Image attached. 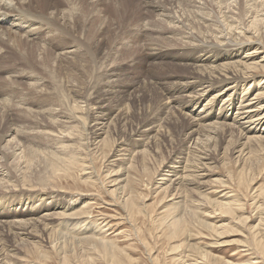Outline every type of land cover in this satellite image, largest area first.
Masks as SVG:
<instances>
[{
	"label": "rangeland",
	"instance_id": "rangeland-1",
	"mask_svg": "<svg viewBox=\"0 0 264 264\" xmlns=\"http://www.w3.org/2000/svg\"><path fill=\"white\" fill-rule=\"evenodd\" d=\"M21 1L30 7L25 9L34 12L50 6L61 9L66 34L50 28L38 32L33 40L25 38L24 33L17 40L13 34L11 46L0 40V135L14 131L5 143H0V264H210L199 256L204 250L218 258L220 264H264V256L249 230L254 220L243 227L237 219L242 214L254 216L251 196H257L264 188V154L257 149L252 156L237 158L229 143L246 141L239 140L238 129H234V134L228 131L223 138L215 135V130L191 136L183 113L201 120L206 116H201V109L218 89L209 90L201 101L187 106L182 101L192 99L201 88H195L192 94L173 90L191 78V67H196L204 51L213 45L233 44L237 39L245 42L242 36L246 35L263 46L264 0ZM149 1L154 3L148 5ZM155 3L157 9L162 7L160 12L154 8ZM189 39L199 43L202 40L204 44H193ZM245 55L234 60H211L215 68L237 62ZM255 55L263 57L264 49ZM263 59L258 60L264 63ZM248 74H255V83L246 85L250 88L248 96L253 98L258 89L264 92V71ZM230 86L228 83L222 89ZM246 92L239 90L234 101L237 107ZM175 99L180 104L175 105ZM223 102L214 104L209 122H218V118L223 122V114L214 118ZM166 105L174 107L168 109ZM180 106L183 111L177 110ZM237 107L228 109V115L235 117ZM101 108L107 114V128L105 136L97 139L94 133H101L102 125L97 127L96 121L101 117ZM202 121L209 123L207 119ZM143 122L147 127L142 126ZM107 137L106 145L98 143ZM204 158L210 162L207 172L199 168L200 163L206 162ZM195 165L198 169L192 173ZM173 166L181 172L178 180L183 170L188 171L183 174L186 182L169 176L173 175ZM201 174L203 194L217 201L234 196L247 202V210L231 215L209 207L203 209L196 189L199 183H195V176ZM168 177L175 184H165ZM179 212L185 230L171 238L167 222ZM47 214L65 217H55L46 228V222L37 226L39 231L37 227L33 229L34 237L26 235L27 225L23 228L17 224L21 219L28 222ZM202 222L211 224L217 233H212L211 227L209 232Z\"/></svg>",
	"mask_w": 264,
	"mask_h": 264
},
{
	"label": "bare ground",
	"instance_id": "bare-ground-1",
	"mask_svg": "<svg viewBox=\"0 0 264 264\" xmlns=\"http://www.w3.org/2000/svg\"><path fill=\"white\" fill-rule=\"evenodd\" d=\"M46 1V0H45ZM153 1V0H152ZM147 2V4L149 5V3L151 4H153L154 2ZM40 2H41V0H40ZM201 3V2H200ZM28 4V3H27ZM31 4H33V3H31ZM204 4V3H203ZM249 4V3H248ZM44 5L45 6H48V3L47 2H44ZM158 5H160V4H158ZM206 5V4H205ZM27 6H29V5H27ZM200 6H201V4H200ZM203 6V5H202ZM201 6V7H202ZM252 6V5H251ZM156 7V10L157 11H159V9L160 8H162V7H159V9H157L158 8V6H156V3H155V6H154V8ZM205 6H203L202 8H204ZM207 7V6H206ZM25 8H27V7H25L24 6V3L22 4V1L21 0H0V40H2V43H8L9 44V42H10V40H12V39H14L13 37H12V39L10 38V36L11 35H13L14 34V36H15V38L17 39V38H20V37H23L22 35H24V37L25 38H28V40L31 38H33V36H35L38 32H40V31H43V30H46V29H55V31H56V29L59 31V33H62L63 31H64V34H66L65 33V30H63V28L64 27H62V23H61V20H63L62 19V17H64L63 16V11L61 10V9H59L58 7H55V6H50V7H47V9L45 10V11H42V12H39V11H37V12H34V11H31V10H27V9H29V8H27V9H25ZM197 8L199 9V7L197 6ZM196 8V9H197ZM202 8L200 9V10H202ZM156 10H154V11H156ZM162 9H160V11H161ZM204 10V9H203ZM206 10V9H205ZM72 11V10H71ZM159 11V12H160ZM68 12V11H67ZM74 12V11H73ZM165 12V11H164ZM199 11L197 10V13H198ZM203 12V11H202ZM71 13V12H70ZM163 13V12H162ZM166 13V12H165ZM200 13V12H199ZM208 13V12H207ZM71 14H73V13H71ZM158 14H160V13H158ZM196 14V13H195ZM202 14V13H201ZM206 13H204V15H205ZM211 14L212 13H210L209 15V17H211ZM161 15V14H160ZM163 15H166V14H164L163 13ZM163 15H161L162 16V18H164V16ZM168 15H170V14H168ZM196 15H198V14H196ZM200 15V14H199ZM199 15H198V17H197V19L199 18V19H201L200 17H199ZM203 14H202V16H204ZM213 15H215V13L213 14ZM72 16V15H71ZM216 16V15H215ZM160 17V16H159ZM169 17V16H168ZM168 17H166V18H168ZM226 17V16H225ZM229 17V16H228ZM256 17V16H255ZM66 18V17H65ZM70 18V17H69ZM170 18V17H169ZM206 18H208V17H206ZM212 18V17H211ZM227 18V17H226ZM225 18V19H226ZM231 18H233L234 19V17H231ZM258 18V17H257ZM67 19V18H66ZM171 19H174L173 17L171 18ZM196 19V18H195ZM213 19H214V16H213ZM213 19H211L210 20V18H209V20L211 21V23L212 22H214V21H212ZM232 19V20H233ZM253 19H256V18H253ZM252 19V20H253ZM264 19V18H263ZM263 19L261 20L262 22H263ZM65 20V19H64ZM68 20V19H67ZM177 20H178V18H177ZM203 20V19H202ZM207 20V19H206ZM205 20V21H206ZM208 20V21H209ZM216 20V19H215ZM228 20H229V18H228ZM231 20V19H230ZM229 20V21H230ZM234 20H236V19H234ZM240 20V18L238 19V21ZM251 20V21H252ZM164 21V20H163ZM168 21V20H167ZM170 21V20H169ZM204 21V22H205ZM209 21V22H210ZM226 21V20H225ZM228 21V22H229ZM237 21V20H236ZM64 22V21H63ZM65 22H66V20H65ZM64 22V23H65ZM175 22V21H174ZM218 22V21H217ZM227 22V23H228ZM242 22V21H241ZM240 22V23H241ZM63 23V24H64ZM173 23V22H172ZM215 23V22H214ZM234 23V22H233ZM250 23V22H249ZM253 23V22H252ZM175 24V23H174ZM217 24V23H216ZM243 24V23H242ZM251 24V23H250ZM264 24V23H263ZM253 25V24H252ZM209 26V25H208ZM208 26H207V28H208ZM215 25H213V27H214ZM232 26V25H231ZM238 26H241L240 24L238 25L237 24V27ZM246 26V25H245ZM260 26V25H259ZM182 28L184 27V26H181ZM236 27V26H235ZM236 27V28H237ZM217 28H218V25H217ZM231 28V27H230ZM233 28V27H232ZM248 28V27H247ZM246 28V29H247ZM253 28V27H252ZM52 29V30H53ZM179 29V28H178ZM183 29H185V27L183 28ZM209 29V28H208ZM215 29V28H214ZM213 28H212V31L214 30ZM241 29H242V27H241ZM259 29H260V32H261V28L259 27L258 28V31H259ZM186 30V29H185ZM217 30H219V29H217ZM221 30V29H220ZM237 30H239L238 28H237ZM245 30V29H244ZM256 30V29H255ZM54 31V30H53ZM53 31H51V32H53ZM61 31V32H60ZM192 31V30H191ZM228 31V30H227ZM241 31V30H240ZM183 32H184V30H183ZM221 32V31H220ZM232 32H235V31H233L232 30ZM244 32H246V31H244ZM24 33V34H23ZM41 33V32H40ZM187 33V32H186ZM190 33V31L188 32V34ZM216 33V32H215ZM222 33V32H221ZM221 33H220V35H221ZM248 33V32H247ZM51 34V33H50ZM184 34V33H183ZM192 34V33H191ZM195 34V33H194ZM211 34H213L214 35V32L213 33H211ZM242 34V33H241ZM49 35V34H48ZM54 35H55V33H54ZM53 35V36H54ZM57 35H59V34H57L56 33V35L55 36H57ZM185 35V34H184ZM200 35V34H199ZM203 35V34H202ZM206 35V34H205ZM209 35V34H208ZM219 35V34H218ZM218 35H217V38H218ZM229 35V34H228ZM232 34H230V36H231ZM239 35H240V33H239ZM244 35H245V33H244ZM252 35V34H251ZM263 35H264V33H263ZM52 36V37H53ZM193 36V35H192ZM191 36V38H193ZM196 36V35H195ZM222 36V35H221ZM220 36V38H222ZM226 36V35H225ZM248 36V35H247ZM37 37V36H36ZM44 37V36H43ZM48 37V36H47ZM51 37V36H50ZM184 38H185V36H183ZM183 37H182V39H183ZM197 37H199L200 38V36H197ZM204 37V36H203ZM207 38H208V36H206ZM211 37V36H210ZM214 37H215V35H214ZM213 37V38H214ZM236 37H238V34H237V36ZM243 37V39H245L246 41L245 42H240V40H239V42H237V40H236V43H233V44H229V42H228V44H221L220 46H217V44H216V46H214L213 44H211V46L210 47H212V45H213V47L212 48H209V49H206L204 52H205V54H204V56H203V58H201V59H199V61L197 62V64H196V67H191V68H193L194 70H193V73L194 74H196L195 76H193L192 74V76H193V78H192V76H191V78H188L187 79V77H186V79H185V77H184V79L186 80V81H184V82H182V84H180L179 82H177V84L178 85H180V87L178 88H173V90H175L174 92L176 93V92H180L181 94L183 93V92H188V93H194V89L195 88H197V87H199V88H201V90H199L197 93L195 92L194 93V95L192 96L193 98L192 99H189V98H191V97H189L188 99L189 100H184V101H182V104H184L183 106H187L188 104H190V103H194V102H198V101H201V99L203 98V97H205V94L209 91V90H213V89H218V91H217V93H215L213 96H212V98L210 99V100H208V102H207V104L201 109V116L202 115H205L206 114V116H203L202 117V119L201 120H199V119H196V118H189L188 116H190V115H186L185 113H183V115H182V113H181V115L184 117V118H186V119H188V121H189V123H188V126H187V129L188 130H190V131H192L190 134H191V136H193V134L195 133V134H197L198 136H199V134L201 133V131H203V132H206V131H208V132H211V130L213 131V130H215L216 132H214V134L215 135H218V137H220V138H223L224 136H226L227 134H228V131H231V134H234V131H236V133H237V130H234V129H238L239 130V132H238V136H239V140H246L245 142H237V140L236 141H233V142H230L229 143V147L230 148H232V150H234V153L233 154H235V155H238L237 156V158H241L242 156L244 157V155L245 156H252L253 154V151H258L257 149H259V151H262V153L264 154V92H261V89H258L257 91H259L257 94H255L254 95V97L252 98V95H249L248 96V93H249V90H250V88H248L247 89V87H246V85H248V83L249 84H251L252 82H254L255 81V74L254 75H250V74H253V73H250V74H248L249 72H253L254 70L255 71H257V70H262V71H264V63H262L261 61H259L258 59H263V57H258V56H256L255 54H258V51L259 50H261V49H264V45L263 46H261V43H259L258 41L257 42H255V40L253 39V37L252 36H250V37H246V35H245V38H244V36H242ZM256 37H257V35H256ZM45 38V37H44ZM231 38V37H230ZM258 38V37H257ZM21 39V38H20ZM19 39V40H20ZM35 39V38H34ZM188 39V38H187ZM198 39V38H197ZM215 39H216V37H215ZM228 39V38H227ZM236 39V38H235ZM18 40V39H17ZM27 40V41H28ZM33 40V39H32ZM189 40H191V39H189ZM205 39H203V41H204ZM207 40V39H206ZM205 40V41H206ZM226 40V39H225ZM233 40V39H232ZM14 41V40H13ZM13 41H12V43H13ZM16 41V40H15ZM14 41V42H15ZM25 41V40H24ZM45 41V40H44ZM48 41V40H47ZM192 41V40H191ZM217 41V40H216ZM219 41V40H218ZM218 41H217V43H218ZM193 42V44H195V42H197L198 44H204V43H202V40H201V42L199 43V40L198 41H192ZM191 42V43H192ZM207 42V41H206ZM206 42H205V44H206ZM211 42H212V40H211ZM213 42H215V41H213ZM220 42V41H219ZM225 42V41H224ZM233 42H234V40H233ZM30 43V42H29ZM44 43V42H43ZM209 43V42H208ZM208 43H207V45H208ZM216 43V42H215ZM232 43V42H231ZM264 43V42H263ZM13 44H15L16 45V42L15 43H13ZM46 44V43H45ZM50 44V43H49ZM52 44V43H51ZM192 44V45H193ZM12 44H9V45H7V46H11ZM15 45H13V46H15ZM182 45V44H181ZM185 45V44H184ZM191 45V44H190ZM197 45V44H196ZM12 46V47H13ZM188 46H189V43L187 44V46H185V47H187L186 48V50L188 49ZM193 46H195V45H193ZM192 46V47H193ZM200 46V45H199ZM201 46H203V45H201ZM205 46V45H204ZM17 47V46H16ZM46 47V46H45ZM47 47H49V45L47 46ZM72 47V46H71ZM76 47V46H75ZM184 47V46H183ZM191 47V48H192ZM196 47H198V45L196 46ZM206 47V46H205ZM178 48V47H177ZM191 48H189V49H191ZM200 48V47H199ZM204 47H202V50H204L203 49ZM6 49H7V47H6ZM68 49V48H67ZM76 49V48H75ZM197 49V48H196ZM12 50V49H11ZM15 50V49H14ZM13 50V51H14ZM17 50V49H16ZM70 50H72V49H70ZM77 50V49H76ZM185 50V49H184ZM185 50V51H186ZM193 50V49H192ZM183 51V50H182ZM191 51V50H190ZM190 51H188V53L190 52ZM193 51H195V50H193ZM193 51H191V52H193ZM197 51V50H196ZM201 51V49L199 50L198 49V52H200ZM69 52V51H68ZM67 51H66V53H68ZM73 52H74V50H73ZM165 52V51H164ZM190 52V53H191ZM15 53V52H14ZM72 52H70V53H68V54H71ZM181 53V52H180ZM189 53V54H190ZM196 54H197V52H195ZM242 53H246V55H245V57H243V58H245V59H243V58H241V60H239V61H233L234 63H232L231 62V64H225V65H222V66H218V67H215L214 68V65H216V64H213L214 63V60H213V62H211L212 60H211V58H214V57H218V59L220 58V60H222V59H235V58H238L239 56H240V54H242ZM178 54V53H177ZM184 54V53H183ZM185 54H187V52H185ZM189 54H187V56L189 55ZM201 54V53H200ZM63 55L65 56V53H63ZM75 55V54H74ZM74 55H72V56H74ZM169 55V54H168ZM69 56V55H68ZM72 56H70V57H72ZM151 56V55H150ZM180 56V55H179ZM199 56V55H198ZM66 57V56H65ZM65 57H64V59H65ZM166 57V56H165ZM63 58V57H62ZM68 59H70L69 57H67ZM74 58V57H73ZM183 58V57H182ZM175 59H177V58H175ZM174 59V60H175ZM189 59V58H188ZM191 59V58H190ZM193 59V58H192ZM197 59V58H196ZM218 59H216V61L218 60ZM65 60H67V59H65ZM186 60V59H185ZM264 60V59H263ZM194 61V60H193ZM196 61V60H195ZM229 62H230V60H229ZM184 65V64H183ZM187 65H189V64H187ZM192 65V64H191ZM195 65V64H194ZM208 65H209V67H208ZM211 65V66H210ZM217 65H219V64H217ZM193 66V65H192ZM187 70V69H186ZM189 71V70H188ZM191 72V71H190ZM30 74V73H29ZM181 75V74H180ZM184 75H187V74H184ZM189 75V74H188ZM187 75V76H188ZM183 76V75H182ZM181 77V76H180ZM182 78V77H181ZM257 78V77H256ZM183 79V78H182ZM171 83H173V82H171ZM231 84V86L229 87V88H227L226 90H223L222 88H223V85H226V84ZM255 83V82H254ZM170 84V83H169ZM176 84V83H175ZM165 85V84H164ZM174 85V84H173ZM172 85V86H173ZM177 85V86H178ZM233 85V86H232ZM169 86V85H168ZM167 86V87H168ZM176 85H174L173 87H175ZM250 87V86H249ZM171 88V87H170ZM252 88V87H251ZM168 89V88H167ZM172 89V88H171ZM240 89H242L243 90V92H245V91H247L246 93H244V97H242L241 98V100L238 102L239 103V107H237L236 106V104H234L236 101V99L237 98H235V97H237L238 96V92H239V90ZM247 89V90H246ZM165 90V89H164ZM224 91H226L225 93H224ZM216 92V91H215ZM164 94L166 93V91L165 92H163ZM173 93V92H172ZM167 94L168 95H170V92H167ZM221 95V96H220ZM173 96V95H172ZM243 96V95H242ZM171 97V96H170ZM188 97V96H187ZM224 97H226V98H224ZM95 98V97H94ZM93 98V99H94ZM99 98V97H98ZM175 98V97H174ZM91 99V98H90ZM97 99V98H96ZM101 99H102V97H101ZM101 99H100V101H101ZM224 101L223 102V104H222V106L220 107V113L219 114H217L216 115V117H214L215 119L219 116H222V114L224 115V118L225 119H223V122H220L219 121V118H218V122L216 121V120H214V122H209L208 121V118H211V116L214 114V104L217 102L218 103V101ZM174 101V100H173ZM173 101L172 102H170L169 104H167L168 106H170V105H172V103H173ZM177 100L175 99V105H177L179 102H180V100L178 101V102H176ZM235 101V102H234ZM99 102V101H98ZM97 102V103H98ZM180 104V103H179ZM219 104V103H218ZM95 105H97L96 103H95ZM100 105V104H99ZM164 106L165 108H167L168 106ZM105 106V105H104ZM234 106L235 107H237V113L235 114V117L233 116V117H231V115H228V112H229V110H230V108L232 107V108H234ZM98 107V106H97ZM101 107H103L102 105H101ZM162 107V106H161ZM174 107V105L173 106H171V107H168V109L169 108H173ZM162 109V108H161ZM183 108L180 106L179 107V109L177 108V110H180V111H183L182 110ZM229 109V110H228ZM99 110V109H98ZM101 110V112L100 113H102V114H100L101 115V117H98L97 119H96V121H97V127L98 126H101L102 125V128H99V131L101 132V133H98V131H97V133H94L95 135H94V137L96 136L97 137V139H100L101 137H102V135H104L105 136V133L106 132H104L105 131V129L107 128L106 127V123H104V122H106L107 121V119H106V111L104 110V109H100ZM109 110V109H108ZM230 113V112H229ZM234 114V113H233ZM74 116V115H73ZM64 117V116H63ZM72 118H75V117H72ZM77 119H78V117H76ZM75 118V119H76ZM151 118V117H150ZM199 118V117H198ZM66 119V118H65ZM69 119V118H68ZM80 119V118H79ZM110 119V118H109ZM147 119V118H146ZM204 119H207V121L209 122V123H207V122H203L202 120H204ZM71 120V119H70ZM229 120H232V124H228V122L227 121H229ZM67 121V120H66ZM94 121H95V119H94ZM99 121V122H98ZM80 122H81V120H80ZM113 122V121H112ZM112 122H111V124H112ZM121 122V121H120ZM119 122V123H120ZM145 122V121H144ZM143 122V124L144 125H142V126H145V123ZM164 122V121H163ZM93 123V122H92ZM110 124V125H111ZM147 124V123H146ZM178 124V123H177ZM71 125V124H70ZM108 125V124H107ZM110 125L108 126V127H110ZM162 126V125H161ZM250 126V127H249ZM145 127H147V126H145ZM143 128V127H142ZM95 129V128H94ZM111 129V128H110ZM161 129V128H160ZM159 129V130H160ZM196 129V130H195ZM15 130V129H14ZM158 130V131H159ZM199 130V131H198ZM197 131H198V133H197ZM107 132H108V130H107ZM112 132V131H111ZM200 132V133H199ZM93 133V132H92ZM159 133V132H158ZM12 134H14V131L11 129V131H9L5 136H1L0 137V143H2V142H4L5 143V141L7 140V139H9V137H11L12 136ZM16 134H18V133H16ZM194 134V135H195ZM230 134V135H231ZM201 135V134H200ZM211 135V134H210ZM234 136V135H233ZM232 136V137H233ZM92 137V136H91ZM131 137V136H130ZM138 137V136H137ZM136 137V138H137ZM69 138V137H68ZM125 138V137H124ZM142 138V137H141ZM217 138V137H216ZM219 138V139H220ZM146 139V138H145ZM225 139V138H224ZM224 139H222V140H224ZM14 140V139H13ZM90 140V139H89ZM141 140V139H140ZM206 140V139H205ZM238 140V141H239ZM198 141H199V139H198ZM207 141V140H206ZM215 141V140H214ZM13 142V141H12ZM68 142V141H67ZM93 142V141H92ZM107 142H108V137H107V139L106 138H104L103 140L101 139L98 143H101L102 145H106L107 144ZM205 142V141H204ZM11 143V142H10ZM97 143V142H96ZM207 143V142H206ZM218 143V142H217ZM220 143V142H219ZM9 144V143H8ZM101 144H99V146L101 145ZM219 145V144H218ZM0 146H1V144H0ZM7 146V145H6ZM63 146V145H62ZM256 147H258V148H256ZM4 148V147H3ZM63 148V147H62ZM214 148V147H213ZM217 148V147H216ZM215 148V149H216ZM2 149V148H1ZM16 149V148H15ZM235 149H238V151L236 152L235 151ZM96 150V149H95ZM1 152H2V150H0ZM14 151V150H13ZM0 152V153H1ZM5 152V151H4ZM15 153H16V151H15ZM194 153V152H193ZM214 153H215V151H214ZM190 154V153H189ZM2 155V154H1ZM5 155H6V153H5ZM10 155V154H9ZM16 155V154H15ZM194 155V154H193ZM3 156V155H2ZM203 156V155H202ZM210 156V155H209ZM6 157L7 156H4L3 158H5L6 159ZM193 157V156H192ZM204 157V156H203ZM0 159H2V158H0ZM204 160L206 161V162H204V163H200L199 164V168H200V170L202 171L203 170V172H207L208 170H209V167H210V162H208L205 158H204ZM193 161V160H192ZM239 161V160H238ZM6 162H8L7 161V159H6ZM5 162V163H6ZM178 162V161H177ZM180 162V161H179ZM200 162V161H199ZM198 162V163H199ZM3 163V162H2ZM27 163V162H26ZM186 163V162H185ZM8 164V163H7ZM7 164H4V166L5 165H7ZM25 165V164H24ZM188 165V164H187ZM193 165H194V163H193ZM2 166V165H1ZM181 166V165H180ZM191 166V165H190ZM196 166V165H195ZM201 166V167H200ZM8 167V166H7ZM0 168H2V167H0ZM178 168L179 167H175V166H173V167H170V171L171 172H173L172 174L173 175H169V176H173V177H177L176 179L178 180V174L179 173H181V172H179L178 171ZM196 168L198 169V167L196 166L195 167V169H193L192 170V173H196ZM186 169V168H185ZM190 169V168H189ZM30 170V169H29ZM28 170V171H29ZM183 170V169H182ZM181 170V171H182ZM188 170V169H187ZM185 171L186 170H183V174L185 173ZM186 172H188V171H186ZM5 173V172H4ZM190 173V172H189ZM197 173H199V170H198V172ZM201 173V172H200ZM7 175H10V174H8V173H6ZM183 174L181 175V176H179V178H181V179H179L178 181H181V182H184L185 180H186V178L185 177H183ZM3 175H5V174H3ZM91 175H92V173H91ZM186 175V174H185ZM188 175V174H187ZM186 175V176H187ZM189 175H191V174H189ZM4 177V176H3ZM2 177V178H3ZM9 177V176H8ZM11 177V176H10ZM189 176H187V178H188ZM204 177V175H196L195 176V180H196V182L195 183H199V187L197 186L196 187V189H198L199 191H198V195H199V198L200 199H202V202L201 203H203V204H201V206H202V208L203 209H205V207H209V208H213L214 210H217V211H223V212H225L226 214H231V215H235L236 213H244L245 212V210H247L246 209V206H247V202H242V201H238L236 198H234V196H229V197H227L226 195L227 194H225L224 196H226V197H224V200H213L212 198H209L208 196H207V193H205V194H203L205 191H201V187H205L203 184V180H202V178ZM25 178V177H24ZM169 179H167V181H165V184H167V182H174V184H175V181H173L172 180V178H170V177H168ZM185 178V179H184ZM197 178V179H196ZM5 179V178H4ZM189 179H192V178H189ZM189 179H187V180H189ZM15 180V179H14ZM19 180V179H18ZM89 180V179H88ZM183 180V181H182ZM194 180V181H195ZM202 180V181H201ZM11 181V180H10ZM42 181V180H41ZM45 181V180H44ZM2 182V181H1ZM15 182V181H14ZM47 182V181H46ZM124 182V181H123ZM181 182H180V184H181ZM186 182V181H185ZM189 182V181H188ZM3 183V182H2ZM41 183V182H40ZM43 183V182H42ZM41 183V184H42ZM171 183V184H172ZM190 183H191V180H190ZM5 184V183H4ZM11 184H12V182H11ZM27 184V183H26ZM45 184V183H44ZM117 184V183H116ZM176 184H179V182H176ZM19 185V184H18ZM43 185V184H42ZM46 185V184H45ZM182 185H184V183L182 184ZM181 185V186H182ZM186 185V184H185ZM189 185H191V184H189ZM193 185V184H192ZM12 186V185H11ZM19 188H20V185L18 186ZM28 187V186H27ZM118 187V186H117ZM16 188H17V186H16ZM11 189V188H10ZM13 189H15V188H13ZM166 189V188H165ZM203 189V188H202ZM6 190V189H5ZM50 190V189H49ZM7 191V190H6ZM37 191V190H36ZM197 191V190H196ZM45 192V191H44ZM51 193V192H50ZM196 193V192H195ZM44 194V193H43ZM47 194V193H46ZM251 196V195H250ZM247 196H245V198H246ZM252 197V200H253V203H252V207H253V212H254V216H250V215H248V216H246V215H244V214H242L240 217H237V219L239 220V223L244 227V226H247V224H248V222L249 221H252V220H254V222H255V224H254V226H250V232H251V234H252V236H253V240H254V242H255V244H256V248L260 251V253L264 256V188H263V190L261 191V192H259V194L257 195V196H251ZM248 198V197H247ZM246 198V199H247ZM41 201H43V199L41 200ZM184 201V200H183ZM181 203L182 202H178L177 204H178V206H179V208H181L182 206H181ZM53 204V203H52ZM199 204V203H198ZM199 204V205H200ZM132 205V204H131ZM197 205V204H196ZM183 209V208H182ZM200 209V208H199ZM185 210V209H184ZM181 212V211H180ZM180 212L175 216V217H173V219L172 220H170L169 222H167V224H168V228H169V235H170V237L171 238H175L176 236H178V234L179 233H181V232H183V230H185L183 227H182V220H183V215H180ZM64 213H66V211L64 212ZM63 213V214H64ZM183 213H184V211H183ZM63 214H57L58 216H64L65 217V215H63ZM182 214V213H181ZM67 215H70V214H66V216ZM33 216V215H32ZM58 216H55V217H58ZM72 216V215H71ZM55 217H54V214H47V215H44V216H41V217H39L38 219H33L32 218V220L31 221H28V222H23V221H18L17 222V224H19L20 226L19 227H21V225H22V227L24 228V226L25 225H27L26 227H28L27 229H24L25 230V232H26V235H30V236H33L32 234H34L33 232V229H35L37 226H42L41 224L42 223H47L46 225H44V227L46 226V227H49V226H47L48 224H51V223H49V221H53L54 219H55ZM254 217V218H253ZM63 218V217H62ZM69 218H71L70 216H69ZM74 218V217H73ZM64 219V218H63ZM65 220V219H64ZM16 221H17V219H16ZM25 221V220H24ZM27 221V220H26ZM166 222V221H165ZM198 224H199V221L197 222ZM206 227H204V228H207L208 229V231L210 230L209 229V227H211V229L212 230H210L212 233H214V234H216L217 233V231L216 230H214L213 229V227H212V225L211 224H209V223H204V222H202ZM72 224V223H71ZM24 225V226H23ZM199 225H201V223L199 224ZM6 226V225H5ZM15 226L16 227H18L16 224H15ZM195 226H198L197 224L195 225ZM4 227V226H3ZM18 227V229L20 230V228ZM45 227V228H46ZM198 227H200V226H198ZM248 227V226H247ZM8 228V227H7ZM11 228V227H10ZM12 228H14V226L12 227ZM51 228H52V226H51ZM55 229V228H54ZM15 230V229H14ZM22 230V229H21ZM37 230H38V227H37ZM53 230V229H52ZM201 230H203V229H201ZM39 231V230H38ZM37 231V232H38ZM43 231H44V229H43ZM46 232H47V230H45ZM209 231V232H210ZM15 233H13L14 235L15 234H17L16 233V231H14ZM24 232V231H23ZM55 232V231H54ZM68 232V231H67ZM41 233V232H40ZM70 233V232H69ZM22 234V233H21ZM42 234V233H41ZM44 234H46V233H44ZM52 235H53V233H51ZM55 234V233H54ZM67 234V233H66ZM200 234V233H199ZM214 234H212V235H214ZM19 235V234H18ZM17 235V236H18ZM22 235H25V234H22ZM21 235V236H22ZM16 236V235H15ZM21 236H20V238H21ZM35 236H37V235H35ZM48 236V235H47ZM211 236V235H210ZM28 237V236H27ZM34 237V236H33ZM55 237V236H54ZM66 237V236H65ZM65 237H64V239H65ZM88 237V236H87ZM95 237V236H94ZM18 238V237H17ZM44 238V237H43ZM74 238V237H73ZM97 238V237H96ZM23 240H24V237L22 238ZM66 239H69L68 237H66ZM83 239V238H82ZM95 239V238H94ZM70 240H72V239H70ZM26 241H27V239H26ZM30 242V241H29ZM102 242V241H101ZM105 242V241H104ZM103 242V243H104ZM62 243V242H61ZM64 243H66L67 244V242L65 241ZM111 244V243H110ZM246 244V243H245ZM102 245V244H101ZM104 245V244H103ZM63 246H65V245H63ZM104 246H109V245H104ZM111 246V245H110ZM67 247V246H66ZM111 247H114V246H111ZM248 247V246H247ZM106 248V247H105ZM196 248V247H195ZM64 249V248H63ZM66 249V248H65ZM187 249H188V247H187ZM189 249H190V247H189ZM197 249V248H196ZM248 249V248H247ZM251 248H249L248 250L249 251H251L250 250ZM193 250H194V248H193ZM192 250V251H193ZM190 251V250H189ZM188 251V252H189ZM196 252V251H195ZM190 253H191V251H190ZM6 254V253H5ZM192 254L194 255V253L192 252ZM197 254V253H196ZM191 255V254H190ZM8 256V255H7ZM192 256V255H191ZM199 256H201V257H203L204 258V261L206 260V261H208L210 264H220V263H217L218 261H217V259L215 258V256H213V254H211V252H209V251H207V250H204V251H201L200 253H199ZM190 257V256H189ZM194 258V257H193ZM203 258H201L202 260H203ZM200 259V258H199ZM187 262H185L184 261V263L183 264H186ZM250 263V262H249ZM227 264V263H226Z\"/></svg>",
	"mask_w": 264,
	"mask_h": 264
}]
</instances>
